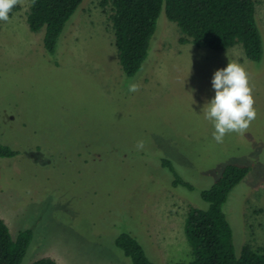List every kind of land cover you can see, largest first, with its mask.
I'll return each mask as SVG.
<instances>
[{"label": "rangeland", "instance_id": "obj_1", "mask_svg": "<svg viewBox=\"0 0 264 264\" xmlns=\"http://www.w3.org/2000/svg\"><path fill=\"white\" fill-rule=\"evenodd\" d=\"M101 2L82 1L54 55L44 48V28L28 26L32 0L0 21V143L19 151L0 157V217L14 238L33 231L20 264L45 256L132 264L115 244L123 231L157 264L189 261L184 220L191 206H208L201 190L228 163L251 167L224 206L236 253L245 243L264 251V55L252 62L240 44L216 51L182 43L162 10L142 68L128 77L111 6ZM256 19L264 42V0H256ZM229 60L249 73L257 117L217 143L203 108L215 96V71ZM131 83L139 91L130 92ZM163 158L194 190L173 185Z\"/></svg>", "mask_w": 264, "mask_h": 264}, {"label": "trees", "instance_id": "obj_2", "mask_svg": "<svg viewBox=\"0 0 264 264\" xmlns=\"http://www.w3.org/2000/svg\"><path fill=\"white\" fill-rule=\"evenodd\" d=\"M83 0H32L27 13L31 31L44 28L43 45L54 55L67 22ZM111 6L109 16L124 74L135 76L147 58L150 42L162 10L175 22L183 37L199 48L221 51L240 44L246 57L260 62L264 42L256 19V0H102ZM19 151L0 143V157H14ZM161 165L173 174V185L194 190L168 158ZM249 165L228 163L210 185L201 190L206 208L191 206L184 220L186 238L192 248V259L176 264H264V251L249 243L235 250L233 229L224 206L230 192L249 173ZM33 240L30 228L20 230L14 238L0 217V264H20ZM115 244L131 258L132 264H157L151 260L139 240L127 231L121 232ZM30 264H59L51 257H40Z\"/></svg>", "mask_w": 264, "mask_h": 264}, {"label": "clouds", "instance_id": "obj_3", "mask_svg": "<svg viewBox=\"0 0 264 264\" xmlns=\"http://www.w3.org/2000/svg\"><path fill=\"white\" fill-rule=\"evenodd\" d=\"M22 0H0V21L7 22L13 8ZM212 86L215 96L203 108L204 116L214 125L213 139L223 143L230 133L243 134L257 117L250 76L244 65L229 60L226 67L215 71ZM139 84L131 83L130 92L139 91ZM143 141L137 142V149Z\"/></svg>", "mask_w": 264, "mask_h": 264}]
</instances>
